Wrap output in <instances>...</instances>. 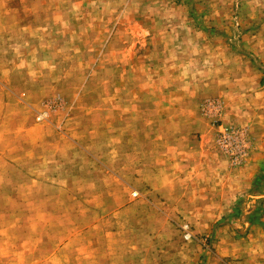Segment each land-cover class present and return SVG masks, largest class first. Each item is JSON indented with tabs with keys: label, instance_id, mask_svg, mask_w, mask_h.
<instances>
[{
	"label": "rangeland",
	"instance_id": "obj_1",
	"mask_svg": "<svg viewBox=\"0 0 264 264\" xmlns=\"http://www.w3.org/2000/svg\"><path fill=\"white\" fill-rule=\"evenodd\" d=\"M179 1L193 24L192 36L212 31L221 38L219 49L247 50L242 37L259 35L264 23V0H207V8L198 0ZM163 2L0 0V264L248 259L238 257L245 244L242 223L215 220L211 210L203 220L187 219L194 206L183 202L188 198L180 189L165 192L167 174L157 171L153 156L116 136L114 122L121 114L148 112L115 108L114 71L145 75L129 78L139 82L142 96L150 89L146 75L156 77L154 70L163 66L162 57L155 61L146 54L172 51L156 37L170 29L158 24L153 35L146 28L157 21ZM164 15L160 20L167 22L169 14ZM215 20L218 29L211 26ZM162 97L153 98L154 104ZM156 108L149 112L163 117ZM200 109L207 118L221 115L217 100ZM226 130L243 133L245 154L234 166L218 144ZM248 130L246 123L234 122L215 137L229 170L239 169L248 156Z\"/></svg>",
	"mask_w": 264,
	"mask_h": 264
},
{
	"label": "crops",
	"instance_id": "obj_2",
	"mask_svg": "<svg viewBox=\"0 0 264 264\" xmlns=\"http://www.w3.org/2000/svg\"><path fill=\"white\" fill-rule=\"evenodd\" d=\"M198 1L207 8V0ZM172 2L164 0L155 17L157 21L151 19L152 24L146 27L153 35L158 24L170 29L156 37L172 50L162 55L146 54L151 58L154 55L155 61L162 57L163 61L162 68L154 70L156 77L146 75L145 85L150 89L138 96L139 82H130L129 78L145 75L134 69L125 74L123 70L114 71L113 87L118 94L115 108L128 106L148 112L140 117L133 116L134 112L130 116L121 114L114 122L116 136L153 156V164L160 168L157 171L167 174L162 186L167 194L172 195L173 189L183 191L180 194L188 198L183 202L195 209L187 219L203 220L208 215L204 211L211 210L215 220L232 218L242 223L245 244L238 257L248 258L243 264H264V23L258 27L259 35L242 37L247 50L232 52L216 47L222 42L212 31L204 34L196 30L192 36L194 27L187 18L186 7L179 0ZM164 14H169L167 22L160 20ZM199 24L197 28L205 29ZM211 26L219 27L216 20ZM159 94L163 95L162 103L155 105L153 98ZM214 100L221 105V115L207 118L200 108L204 102ZM156 106L163 117L149 112ZM234 122L248 125L250 144L248 156L236 171L228 169L214 146L221 128ZM128 129L129 135L124 136ZM256 208L260 214L257 218L252 215Z\"/></svg>",
	"mask_w": 264,
	"mask_h": 264
},
{
	"label": "built area",
	"instance_id": "obj_3",
	"mask_svg": "<svg viewBox=\"0 0 264 264\" xmlns=\"http://www.w3.org/2000/svg\"><path fill=\"white\" fill-rule=\"evenodd\" d=\"M243 133L241 131L230 132L226 130L218 139V144L222 151L228 156L231 165L238 164L245 154V143L242 140ZM184 238L189 239L191 236L183 227Z\"/></svg>",
	"mask_w": 264,
	"mask_h": 264
},
{
	"label": "trees",
	"instance_id": "obj_4",
	"mask_svg": "<svg viewBox=\"0 0 264 264\" xmlns=\"http://www.w3.org/2000/svg\"><path fill=\"white\" fill-rule=\"evenodd\" d=\"M257 215H259V213L256 211V212L254 213V217H258Z\"/></svg>",
	"mask_w": 264,
	"mask_h": 264
}]
</instances>
